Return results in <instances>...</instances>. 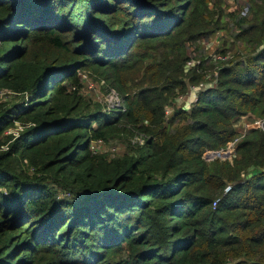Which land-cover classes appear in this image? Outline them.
Masks as SVG:
<instances>
[{"label":"trees","instance_id":"obj_1","mask_svg":"<svg viewBox=\"0 0 264 264\" xmlns=\"http://www.w3.org/2000/svg\"><path fill=\"white\" fill-rule=\"evenodd\" d=\"M250 4L237 36L253 51L168 121L223 0H0V264H264V128L236 126L264 120V0ZM84 69L113 106L80 92ZM135 131L147 140L123 155L91 147ZM236 137L233 160L204 157Z\"/></svg>","mask_w":264,"mask_h":264},{"label":"rangeland","instance_id":"obj_2","mask_svg":"<svg viewBox=\"0 0 264 264\" xmlns=\"http://www.w3.org/2000/svg\"><path fill=\"white\" fill-rule=\"evenodd\" d=\"M223 4L225 13L228 12V14H224L222 17V28L209 33L200 41L188 45V53L190 55V58L186 62V67L188 68L187 71L189 70L190 72L188 76H198L197 73H200L201 77L199 79L197 78L198 81L195 82H192L190 78H185L186 80L188 79V88L184 93L176 97L173 102H170V106L166 111L168 121L172 120V116L176 108L189 109L187 107H191V101H193V97L196 95V92L199 90L198 87H200L201 84H216L218 70L221 65L228 64L237 58H244L254 49V46H250L237 36L240 29V26L238 25V18L241 15L251 16L250 0H223ZM189 60H193L194 64L189 65ZM199 64H201V67L197 68V70L193 69L195 68L194 66ZM195 70L197 73H194ZM80 75L82 79V87L80 92L88 100L103 104L107 103L108 106L114 104L116 100L113 98L111 99L112 94L109 91V86L103 80L99 79L92 70L84 69L80 71ZM127 77L130 78L128 81L129 90L130 92H133L137 88V82L141 83V80H134V76L130 74H127ZM19 99V96H11L7 100L8 103H13ZM257 120H260V118L244 116L239 118L236 126L239 131L244 132L246 128L257 125ZM262 122L263 123L261 127L263 126L264 128V121ZM182 123L183 121H176L173 123V125L170 124L169 126L170 128H173L177 124L180 125ZM16 124L18 125L17 127L10 129L15 133H17L22 128L20 123L17 122ZM136 146L137 145L133 142L132 137L124 136L114 138L102 144H97V152H102L111 156H120L129 152L133 148H136ZM222 157L223 156L216 155V158L222 159ZM23 168H26L27 170V165L24 164ZM29 171L32 173V169H29Z\"/></svg>","mask_w":264,"mask_h":264},{"label":"built area","instance_id":"obj_3","mask_svg":"<svg viewBox=\"0 0 264 264\" xmlns=\"http://www.w3.org/2000/svg\"><path fill=\"white\" fill-rule=\"evenodd\" d=\"M188 64L189 65H193L194 64V61L193 60H189L188 61ZM209 86H213V85H204V84H201L200 87H198V91L196 92V95L193 97V101H191L192 105L191 107L196 103L197 101V94L200 90H203V89H206L208 88ZM110 93L112 94V97L111 99L113 98L114 100L118 101L119 97H118V94L116 92L115 89L111 88L109 89ZM5 94L4 91H1L0 90V96ZM115 101V102H116ZM114 102V103H115ZM114 105V104H113ZM111 105V106H113ZM191 107H187V108H191ZM262 119L260 120H257V125H253V126H261L262 125ZM263 127V126H262ZM132 139H133V142L137 145H143L146 140H147V134L145 132H142V131H135L134 135L132 136ZM241 138L240 137H236L234 138L233 140H230L227 142V144L225 145V147H222L220 149H206L205 152H204V157L208 160V161H211V160H214V158H216V155L218 156H223L222 159H228V160H233V155L235 154L236 152V146H237V143L239 142ZM105 141L100 139V140H94L92 141L91 143V147L93 150H97L98 147H97V144H102L104 143ZM95 144V145H94ZM226 155V156H225ZM221 158V157H220ZM230 185L226 188V191H228L230 189Z\"/></svg>","mask_w":264,"mask_h":264},{"label":"water","instance_id":"obj_4","mask_svg":"<svg viewBox=\"0 0 264 264\" xmlns=\"http://www.w3.org/2000/svg\"><path fill=\"white\" fill-rule=\"evenodd\" d=\"M250 175H252V173Z\"/></svg>","mask_w":264,"mask_h":264}]
</instances>
